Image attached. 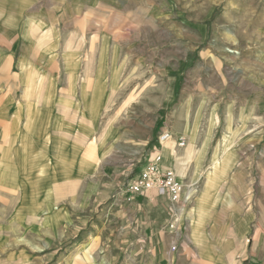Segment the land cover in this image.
<instances>
[{"label": "crops", "instance_id": "1", "mask_svg": "<svg viewBox=\"0 0 264 264\" xmlns=\"http://www.w3.org/2000/svg\"><path fill=\"white\" fill-rule=\"evenodd\" d=\"M126 1L132 2L0 0V264H87L75 214L103 203L119 220L85 232L97 246L94 264H264L261 181L256 186L254 179L255 189L249 182L257 142L249 143L253 154L232 177L221 164L231 163L230 157L237 163L239 153L227 158L223 141L200 139L194 127L173 132L172 141L151 150L161 170L199 189L175 231L167 195L147 191L129 200L110 186L117 187L123 166L142 162L150 143L106 118L130 63L126 49L103 36L100 21L103 12L108 19L126 12ZM72 36H78L77 47ZM59 46L61 89L50 72ZM37 53L49 59L45 75ZM182 135L188 140L178 148ZM138 143L139 159L118 152ZM105 178L113 182L105 184ZM71 233L77 245L72 252Z\"/></svg>", "mask_w": 264, "mask_h": 264}, {"label": "rangeland", "instance_id": "2", "mask_svg": "<svg viewBox=\"0 0 264 264\" xmlns=\"http://www.w3.org/2000/svg\"><path fill=\"white\" fill-rule=\"evenodd\" d=\"M126 3L123 6L126 12H119L113 19H108V14L103 12L100 21L103 36L110 35L111 42L124 47L123 55L126 54L130 63L118 94L109 102L106 118L109 123L115 121L121 129L135 132L136 137L148 136L150 143L142 162L128 169L123 166L117 173V187L110 186L117 189L116 194L124 193L133 177L148 163H154L149 155L151 150L173 140L161 144L159 139L163 134L190 133L194 127L200 139L223 141V154L227 158L234 151L239 153L237 163L230 157L232 164H221L224 168L230 167L227 168L230 177L239 171L234 168L242 167L247 156L253 154L249 143H258L256 159H250L253 176L249 182L255 189L261 181L258 196L260 211L264 212V0H132ZM70 39L72 46L77 47L78 36ZM91 54L94 58L95 52ZM102 54L105 57L106 53ZM62 55L59 46L54 51L50 71L59 79L54 85L59 89ZM34 56L39 73L45 75L44 67L49 59L42 58V53ZM184 136L180 138L187 141ZM140 145L122 147L118 152L139 159L142 155L137 146ZM255 162H259L256 168ZM210 171L209 168L206 173ZM103 182L113 181L105 178ZM179 184L182 202L174 205L169 200V228L173 231L182 220V208L193 207L199 192L195 185ZM109 204L90 206L75 214V230L81 231L79 236L86 244L80 249L86 250L84 263L98 262L94 252L97 246L89 243L90 237L85 232H95L119 220ZM105 231H108L106 227ZM75 235L71 233L67 246L71 247L70 252L77 246Z\"/></svg>", "mask_w": 264, "mask_h": 264}, {"label": "built area", "instance_id": "3", "mask_svg": "<svg viewBox=\"0 0 264 264\" xmlns=\"http://www.w3.org/2000/svg\"><path fill=\"white\" fill-rule=\"evenodd\" d=\"M173 138V134L167 132L159 140L161 144H164ZM185 145V138H179L178 146L185 147ZM147 191L167 195L174 205H179L182 202L181 186L174 171L161 170L155 163H148L142 171L134 176L126 186L124 194L128 196L129 200H134Z\"/></svg>", "mask_w": 264, "mask_h": 264}, {"label": "bare ground", "instance_id": "4", "mask_svg": "<svg viewBox=\"0 0 264 264\" xmlns=\"http://www.w3.org/2000/svg\"><path fill=\"white\" fill-rule=\"evenodd\" d=\"M29 101V100H28ZM173 150V149H172Z\"/></svg>", "mask_w": 264, "mask_h": 264}]
</instances>
